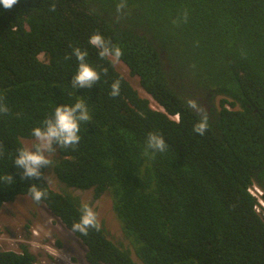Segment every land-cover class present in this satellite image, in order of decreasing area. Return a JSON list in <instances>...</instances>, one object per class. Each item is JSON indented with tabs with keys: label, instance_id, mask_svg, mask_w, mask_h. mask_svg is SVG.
I'll list each match as a JSON object with an SVG mask.
<instances>
[{
	"label": "trees",
	"instance_id": "16d2710c",
	"mask_svg": "<svg viewBox=\"0 0 264 264\" xmlns=\"http://www.w3.org/2000/svg\"><path fill=\"white\" fill-rule=\"evenodd\" d=\"M97 33L121 49L119 61L158 110L111 57L102 59L89 46ZM77 47L100 74L90 89L70 84ZM116 80L120 93L113 97ZM79 99L91 121L80 122L76 145H54L60 158L52 170L66 189H91L93 200L109 194L127 246L98 223L86 235L73 231L85 204L67 190H52L47 167L40 179H22L14 165L21 140L34 139L32 130L55 107ZM188 99L207 111L202 136L193 131L200 114L187 107ZM0 104L9 109L0 114V210L17 196L44 205L84 245L87 264H136L132 253L141 264H264V210L256 212L247 191L259 187L264 202V0L0 6ZM148 133L162 135L169 148L146 156ZM32 184L46 193L39 203L27 191ZM0 264L38 262L20 245L19 252L0 250Z\"/></svg>",
	"mask_w": 264,
	"mask_h": 264
},
{
	"label": "clouds",
	"instance_id": "9594fccd",
	"mask_svg": "<svg viewBox=\"0 0 264 264\" xmlns=\"http://www.w3.org/2000/svg\"><path fill=\"white\" fill-rule=\"evenodd\" d=\"M17 2L18 0H0V6L4 9H11ZM125 6L126 5L122 2L117 6V11H121ZM50 10L54 11L55 6H52ZM88 44L89 46L98 49V56L102 59L111 57L114 61L119 62V59L123 54L118 46L111 45L109 41H106L98 33L90 36ZM87 55L88 53L86 51H82L78 47L72 49L71 56H74L78 62L77 71L70 82L73 89H90L100 80V74L87 63ZM68 58L71 57H66V59ZM102 71L106 74L107 70L103 69ZM119 93L120 81L116 80L111 85L110 94L115 97L118 96ZM186 103L188 108L200 114V120L193 126V131L201 136L204 135L208 128L207 111H205L196 100L188 99ZM8 111L9 109L6 105L0 104V114H7ZM175 119L179 122V113H177ZM90 121L91 116L83 99L77 100L74 105L64 104L55 107L52 118L45 119L41 127H36L32 130V136L36 141L32 147L18 150L14 165L16 168L23 170L21 178L40 179L42 175L40 169L42 167H48L52 163L50 157L56 152L53 145L63 148L76 145L80 140L78 135L80 122ZM168 148L169 147L165 143L162 135L157 133L147 134L144 149V154L146 156L154 158L156 153H162ZM0 155H3L2 151H0ZM5 179L12 181L13 177L8 175ZM250 188L256 192L254 196H251L256 200L257 204L255 207L257 206L261 212V210H264V202L261 199L263 192L257 186H251ZM27 191L37 203L46 196V193L35 184H32ZM90 227H98L96 214L89 205L85 204L81 209L80 220L78 223L73 224L72 230L79 231L86 235L87 229Z\"/></svg>",
	"mask_w": 264,
	"mask_h": 264
},
{
	"label": "rangeland",
	"instance_id": "374dc122",
	"mask_svg": "<svg viewBox=\"0 0 264 264\" xmlns=\"http://www.w3.org/2000/svg\"><path fill=\"white\" fill-rule=\"evenodd\" d=\"M43 60V56H39ZM116 70L150 101L153 109L159 108L140 88L138 79L130 76L127 67L112 59ZM216 102V101H215ZM24 148H31L35 139H22ZM56 149V147L53 145ZM52 163L44 170V178L52 190L63 192L67 190L79 198L81 203L89 204L96 214L97 223L102 226L114 242L127 246L112 208L108 193L93 200V191L65 188L55 177L52 164L60 158L57 149L50 157ZM252 192L255 194L254 190ZM59 244V246H58ZM20 245H26L36 256L38 264H87L84 259L85 247L75 238L62 223L59 222L44 205H35L28 197L17 196L14 201L5 203L0 210V250L20 251ZM136 264H141L131 254Z\"/></svg>",
	"mask_w": 264,
	"mask_h": 264
},
{
	"label": "built area",
	"instance_id": "2783aa9c",
	"mask_svg": "<svg viewBox=\"0 0 264 264\" xmlns=\"http://www.w3.org/2000/svg\"><path fill=\"white\" fill-rule=\"evenodd\" d=\"M247 191H248V193H249L250 195H252V196L255 195V194L252 192V189H251V188H249ZM254 209L256 210V212H260V210H259V208H258L257 206H256Z\"/></svg>",
	"mask_w": 264,
	"mask_h": 264
}]
</instances>
